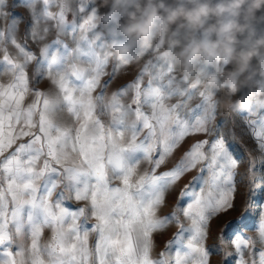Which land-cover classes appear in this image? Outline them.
Wrapping results in <instances>:
<instances>
[{
    "label": "snow or ice",
    "instance_id": "obj_1",
    "mask_svg": "<svg viewBox=\"0 0 264 264\" xmlns=\"http://www.w3.org/2000/svg\"><path fill=\"white\" fill-rule=\"evenodd\" d=\"M11 7L27 18L0 0V264H212L219 253L221 264H264V199L253 204L264 192V101L233 109L254 145L240 173L212 123L218 93L158 60L108 92L130 65L106 53L89 19L95 0ZM196 134L206 138L173 160ZM238 175L240 227L230 235L225 223L209 246L212 222L235 207ZM250 216L255 235L244 236ZM171 226L157 252L155 237Z\"/></svg>",
    "mask_w": 264,
    "mask_h": 264
},
{
    "label": "rangeland",
    "instance_id": "obj_2",
    "mask_svg": "<svg viewBox=\"0 0 264 264\" xmlns=\"http://www.w3.org/2000/svg\"><path fill=\"white\" fill-rule=\"evenodd\" d=\"M13 0H9V9L23 15L27 18V12L22 7L12 8ZM97 10L94 9L90 14V22L94 23L98 29V38H102L106 53L118 58L114 55V45L124 43L129 46L130 66L113 80L108 88V92L121 87L122 85L132 81L141 68L148 62L153 60L167 62L174 68L175 77L187 78L190 85H197L203 90H208L214 93L217 110L215 119L212 122L214 126H219L221 133L225 139L231 144L235 155L240 159L238 171L243 173L248 166L249 156L246 148L253 147V141L248 134V129L242 121L241 110H233L240 108L242 105H247L254 98L264 101V95L260 93L264 89V65L260 63L261 58H264V47L259 49L260 57H253L249 66L243 71L235 59L225 63L223 60L219 62L212 60L208 61L204 56H197L189 61L188 56L190 49L195 47L203 40L210 38L216 39L215 33L209 37L207 30L216 25L218 26V18L210 16L202 27L192 28L187 24L183 17L178 18L175 22L168 24L167 31L161 30L160 21H156L151 31L145 36H137L136 33L128 35L126 29L133 25H139L147 19V14L151 11V7L157 8L158 14L162 17L167 16L164 8H160L162 3L165 8H176L182 0H136L135 4L127 3V0H95ZM217 0H211L215 4ZM138 5V6H137ZM191 7V5H187ZM71 20V16L68 17ZM241 24L248 23L250 29L254 32V39L264 37V8L256 11L252 17L245 20L244 14L239 18ZM21 34L24 32V24L20 25ZM248 36L246 31L243 36H238L239 40H244ZM68 42L70 43V39ZM243 44H237L236 48L239 51ZM112 65L109 64L107 71L111 72ZM210 78H214L213 83H209ZM147 77H145V80ZM109 80L106 75L102 78V82ZM231 102L233 108L225 110L221 105ZM192 105L199 103V99H194ZM204 134L191 135L183 142L182 146L176 151L173 160L178 159L180 155L196 140L205 139ZM259 158V154H255ZM171 165H169L170 167ZM197 175L194 170L188 173L180 182V187L188 183L189 180ZM237 192L235 198V207L226 213L221 214L212 222V238L208 240V245L211 246L216 242V237L222 227L227 222H232L229 228L231 235L240 227L239 218L243 214L242 205L246 199V181L240 182L241 177L238 175ZM264 199V192H260L253 198V204H258ZM174 201V197H170L169 205ZM169 209H165L167 212ZM244 223H247L248 228L243 230L244 236L255 235V217L250 216ZM176 231L175 226L163 234L155 237L157 243V252L163 249L167 240ZM231 251V247L228 248ZM212 264H221L222 253L213 254L211 257ZM227 264H235L233 258H229Z\"/></svg>",
    "mask_w": 264,
    "mask_h": 264
},
{
    "label": "clouds",
    "instance_id": "obj_3",
    "mask_svg": "<svg viewBox=\"0 0 264 264\" xmlns=\"http://www.w3.org/2000/svg\"><path fill=\"white\" fill-rule=\"evenodd\" d=\"M129 4H135L136 0H127ZM187 5H191L188 7ZM138 6V5H137ZM160 8H164L167 13L166 18L158 14L155 6L151 7V11L147 14V19L139 25H133L126 29V33L131 35L136 33L139 36H145L151 31L156 21H160L161 30L166 32L168 24L175 22L180 17L187 21L192 28L202 27L210 16L218 18V26L214 25L207 30L209 37L215 33L216 39L207 38L190 49L188 56L189 61L197 56H204L206 60H215L219 62L223 60L225 63L235 59L240 66V70L246 69L253 57H260L259 49L264 47V37L254 39V32L250 29L248 23L241 24L239 18L244 14L245 20H248L254 13L264 8V0H217L215 4L211 0H182L181 4L176 8H165L161 3ZM248 36L244 40H239L238 36H243L245 32ZM243 44L239 51L236 45ZM114 55L122 59L126 64H130L129 46L124 43L113 46ZM260 63L264 65V58ZM264 74V73H262ZM214 78H210L209 83H213ZM264 95V89L260 90ZM226 111L233 108L231 102L221 105ZM240 109H247V105H242Z\"/></svg>",
    "mask_w": 264,
    "mask_h": 264
}]
</instances>
